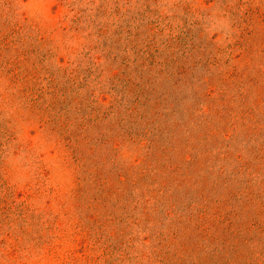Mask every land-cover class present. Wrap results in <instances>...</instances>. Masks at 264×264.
<instances>
[{"label":"rangeland","instance_id":"1","mask_svg":"<svg viewBox=\"0 0 264 264\" xmlns=\"http://www.w3.org/2000/svg\"><path fill=\"white\" fill-rule=\"evenodd\" d=\"M250 8L264 12V0H0V264H172L166 254L196 264L224 253L232 240L205 237L190 253L173 235L197 218L202 179L216 184L214 200L236 194L226 210L237 211L236 222L260 212L264 226V98L246 76L220 80L234 68L264 72L262 48L238 46ZM208 56L217 63L206 68ZM180 63L187 73L177 81ZM210 75L218 77L212 99L227 94L230 119L221 100L197 104ZM43 117L68 123L82 161ZM130 128L145 138L128 136ZM117 135L116 152L102 144ZM165 148L175 165L181 150L206 163L180 183L165 156L154 157ZM102 168L113 181L101 188ZM163 182L167 195L156 192ZM104 189L106 202L96 201ZM246 251L264 264V229Z\"/></svg>","mask_w":264,"mask_h":264},{"label":"trees","instance_id":"2","mask_svg":"<svg viewBox=\"0 0 264 264\" xmlns=\"http://www.w3.org/2000/svg\"><path fill=\"white\" fill-rule=\"evenodd\" d=\"M243 23L246 25L247 28L243 31V33L240 36V40L238 43L239 48L245 49V52L247 51L248 53H252L253 51L257 53L259 50H254V47L259 45L260 52L264 54V12L260 8H250L246 14L243 17ZM240 24H242L240 22ZM153 58V55L150 56ZM216 62V59L214 57L208 56L205 60L204 67L208 68L210 66H213ZM184 64L178 65L175 68L176 74L179 77V80L181 81L182 78H186V73L187 69L184 68ZM254 69V68H253ZM209 72V71H208ZM209 74H212L209 72ZM174 75V73L172 74ZM243 76L247 77V85L251 86L250 91L254 90L255 94L258 96V101L260 98H264V72L262 71H255L251 69H245L243 71H239L237 68H234L230 73L227 78H224L223 81L222 79L221 82L225 85H228L230 80H236L238 83L239 79H241ZM218 80V77H214L213 75H210L209 79L204 80V85L206 84L205 88V94L204 98H198L197 99V104L199 105L201 102L207 101L208 103H211L212 107H215L216 101L221 100L224 105L220 113L221 115L226 117L227 119H230L233 117V111L227 104V94L225 92H222L219 95L218 100H213L212 99V94H213V87L215 86V81ZM239 86V84H238ZM138 89V86H136ZM28 92H31L32 95H35L36 90L34 89H27ZM146 91L144 89H139L137 91L133 92V95H135L136 101L140 102L141 99L144 97ZM248 95L246 92L243 93L242 98L246 102L248 100ZM36 100H33L32 102L35 105ZM163 101V100H162ZM162 101H159V103L154 104L153 109H154V115L156 116V119H161L164 114L159 112V109L161 108ZM244 102V103H245ZM37 107V105H36ZM51 107V106H49ZM40 111H47L48 109L38 107ZM34 113V112H33ZM251 115V113H249ZM41 122L46 124L51 123L53 128L52 131H59L61 138L67 142L68 148L71 150L72 154L75 156H81V161L83 160V155L81 150L79 149V145L81 144V141H79L78 145V140L76 141V144L78 147L74 146V138L73 134H70L68 131V123L67 122H60L57 121L56 119L54 120H46L45 117L41 119ZM227 123L225 124V128L223 129L224 132L226 133L225 135L227 136V133L229 132V129L226 127ZM231 126H234L231 125ZM177 127V125H176ZM198 128H201L200 124L198 125ZM168 130V128H166ZM128 136L131 135H136L141 138H145L146 133H138L133 131L132 128L127 131ZM246 135H249L248 133ZM119 136L117 135V138H113L110 142L107 139L102 138V144H112L111 145V150L116 152L118 150V147L116 144ZM201 139V138H200ZM153 143L154 140H151ZM203 140L201 139V143ZM194 143H199L198 140H196ZM181 144L180 140H177L173 146L171 147V150L176 149L179 145ZM185 146H193V143H188L187 141L184 142ZM197 148V146H196ZM170 150V151H171ZM187 150V149H186ZM262 150L264 151V145L262 146ZM168 149H163L162 151L156 150L154 152V157H156L157 160H159L163 155L167 159V164L165 167L163 166L164 169H167L166 166L169 168L170 172V179L179 181L180 183L186 182L189 183L190 177L189 175L193 173L194 175L198 174L200 170H202V165L203 163H206V159L204 158H198V156H194L192 160H188L187 158V151L181 150L183 153L182 161L183 165H175L174 157L176 156L175 154L168 155L169 152L167 153ZM173 158H172V157ZM262 158V156H261ZM184 165H187L186 167ZM127 177V173H119L116 177V180L118 183L122 184L125 183ZM144 175L141 174L138 176L137 181L133 184V187H138L144 180ZM106 180L107 182L113 181V179L110 176L105 175L104 169H99L97 170V182L100 183L101 188L104 186L102 181L104 182ZM202 188L198 191L200 194V200L198 201V206H197V218L193 220V223L191 226L187 227V230L189 232H175L173 235L175 238H178L181 242L184 243L185 252L190 251V253H197L199 252L198 248L199 245L201 244L202 240L205 237H210L211 239L217 241H221L224 245L228 243L230 240H232V243H230L229 248L227 251L224 253L217 252L214 253L210 258H202L199 260L196 264H257L256 260H253L252 253L246 251V253L240 252V247L243 245L244 247L252 242L256 241L258 239V236L262 235L264 226H262V222L259 221L258 213L255 218H250L247 222L246 221H235V217H237L239 214L235 209H230L228 211L227 208L232 205L231 201L236 199V194L231 193L229 198L225 201H221L220 199H213L212 195L213 193L215 194L217 191V186L215 185H209L207 183L206 179H202ZM105 183V182H104ZM169 186L166 185L165 182L160 184V189H158L156 192H165L166 195L169 192ZM105 195V189L101 190L100 193L97 195V198L95 199L96 201H101V202H106V199L104 198ZM164 195L163 198L166 197ZM236 204V201L234 202ZM240 209V208H239ZM185 210V209H184ZM95 211H97V208H95ZM192 220V219H190ZM252 228H256L258 230V236H251L248 235L249 231H252ZM240 231H245L242 232L243 234H239ZM257 238V239H255ZM164 260L172 263V264H181L182 260L179 257V255H174L170 257L166 254V257ZM172 261V262H171Z\"/></svg>","mask_w":264,"mask_h":264}]
</instances>
